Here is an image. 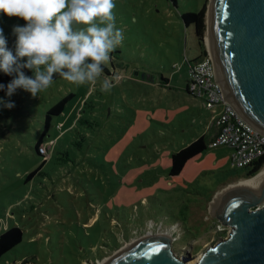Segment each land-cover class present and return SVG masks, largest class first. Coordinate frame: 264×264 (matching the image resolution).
<instances>
[{
  "label": "rangeland",
  "instance_id": "1",
  "mask_svg": "<svg viewBox=\"0 0 264 264\" xmlns=\"http://www.w3.org/2000/svg\"><path fill=\"white\" fill-rule=\"evenodd\" d=\"M209 3L115 0L124 39L114 73L80 86L58 77L36 97L24 89L0 94L15 104L0 103V232L23 230L0 264H102L132 240L161 231L173 237L178 255L197 258L230 233L211 208L218 191L250 178L247 167L233 163L230 147L210 145L212 112L187 90L185 59L201 51L181 15L207 4V20ZM15 26L26 21L0 13L14 54ZM105 78L110 93L100 90ZM69 92L75 95L43 137L42 164L35 145L46 111ZM202 134L207 148L170 174L172 153Z\"/></svg>",
  "mask_w": 264,
  "mask_h": 264
},
{
  "label": "water",
  "instance_id": "2",
  "mask_svg": "<svg viewBox=\"0 0 264 264\" xmlns=\"http://www.w3.org/2000/svg\"><path fill=\"white\" fill-rule=\"evenodd\" d=\"M206 25L216 81L264 132V0H210ZM211 213L231 230L197 258L178 255L173 237L161 231L132 240L102 264H264V178L257 187L225 190Z\"/></svg>",
  "mask_w": 264,
  "mask_h": 264
},
{
  "label": "clouds",
  "instance_id": "3",
  "mask_svg": "<svg viewBox=\"0 0 264 264\" xmlns=\"http://www.w3.org/2000/svg\"><path fill=\"white\" fill-rule=\"evenodd\" d=\"M115 8V0H0V13L26 21V26L13 29L15 54L0 28V72L14 75L7 95L24 89L36 97L57 74L77 86L96 84L124 39L116 27ZM25 57L27 62L21 63ZM24 68L33 70L34 77L25 75ZM112 88L109 79L101 81V92L110 93ZM0 103L15 107L10 101Z\"/></svg>",
  "mask_w": 264,
  "mask_h": 264
},
{
  "label": "built area",
  "instance_id": "4",
  "mask_svg": "<svg viewBox=\"0 0 264 264\" xmlns=\"http://www.w3.org/2000/svg\"><path fill=\"white\" fill-rule=\"evenodd\" d=\"M202 58L189 64L188 92L203 100L212 112L211 125L215 127L211 146L225 145L232 149V160L236 166H247L264 157V132L254 127L225 97L224 90L215 79V69L210 65L209 47ZM46 148L42 145L40 152ZM44 154V153H43ZM44 158L46 154H44ZM264 168V164L261 169Z\"/></svg>",
  "mask_w": 264,
  "mask_h": 264
},
{
  "label": "trees",
  "instance_id": "5",
  "mask_svg": "<svg viewBox=\"0 0 264 264\" xmlns=\"http://www.w3.org/2000/svg\"><path fill=\"white\" fill-rule=\"evenodd\" d=\"M206 9L207 4H204L203 7L197 11H187L182 13V18L187 26L193 25V33L197 38V42L200 47V53L192 59V61L200 59L203 57V55L206 53V46L204 42V36L206 34ZM119 54V49H116L110 54V62L107 63L106 66H104V71L107 74L114 73L117 69L118 63L116 59L114 58V54ZM118 57V55H117ZM110 66L114 68V71L112 72L110 70ZM60 77L58 74L54 76L53 79H56ZM14 78V75H7L3 72H0V84L5 85L4 90H0V94L6 92V86L8 83L11 82V80ZM75 95L74 92H69L65 94L63 97H61L59 100H57L50 108L46 111L45 114V127L42 131L41 135L39 136L35 148L37 152L44 155L40 152V147L42 146L43 137L46 135V133L49 130V127L51 125L53 116L60 115L63 113L66 104L69 102V100ZM207 148V143L205 139V134H202L201 136L197 137L196 139L192 140L189 144L181 147L180 149L174 151L172 153L171 157V165L169 168V172L172 175L179 174L181 170L184 168L186 162L196 156L197 154L201 153ZM47 158H45L42 162V164L46 161ZM264 164V157L259 158L253 162H251L249 165L245 166L247 167V172L244 177H250L257 173L262 165ZM41 167L38 166L36 169L29 172L28 176H33ZM23 238V230L18 225H13L11 227L6 228L5 230L0 232V258L1 256L7 252L9 249L14 247L16 244L22 241ZM16 264V263H14ZM20 264H31L28 259H24Z\"/></svg>",
  "mask_w": 264,
  "mask_h": 264
},
{
  "label": "bare ground",
  "instance_id": "6",
  "mask_svg": "<svg viewBox=\"0 0 264 264\" xmlns=\"http://www.w3.org/2000/svg\"><path fill=\"white\" fill-rule=\"evenodd\" d=\"M206 42H207V45L209 47L207 35H206ZM263 178H264V168L259 173H257L255 176H253V178L251 177V178H247V179H241L240 181L232 183L229 186H227L226 188H223L220 191H218V194L216 195L215 201L225 190H227L228 187L230 188L234 185L235 186L236 185H244V186H250V187H257Z\"/></svg>",
  "mask_w": 264,
  "mask_h": 264
},
{
  "label": "crops",
  "instance_id": "7",
  "mask_svg": "<svg viewBox=\"0 0 264 264\" xmlns=\"http://www.w3.org/2000/svg\"><path fill=\"white\" fill-rule=\"evenodd\" d=\"M208 126H209L208 136L210 137V139H212L215 134V127L211 124Z\"/></svg>",
  "mask_w": 264,
  "mask_h": 264
}]
</instances>
